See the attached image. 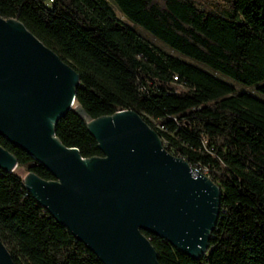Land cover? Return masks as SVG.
<instances>
[{
  "label": "trees",
  "instance_id": "16d2710c",
  "mask_svg": "<svg viewBox=\"0 0 264 264\" xmlns=\"http://www.w3.org/2000/svg\"><path fill=\"white\" fill-rule=\"evenodd\" d=\"M112 1L175 54L120 19L108 0H0V16L21 21L79 74L75 103L88 115L138 113L166 150L218 185L205 254L191 258L143 232L158 264H264V100L215 75L264 95V0H223L221 10L195 0ZM54 131L82 157L102 155L74 111ZM0 145L26 172L53 179L2 136ZM0 240L15 264H103L27 192L20 174L1 169Z\"/></svg>",
  "mask_w": 264,
  "mask_h": 264
},
{
  "label": "water",
  "instance_id": "95a60500",
  "mask_svg": "<svg viewBox=\"0 0 264 264\" xmlns=\"http://www.w3.org/2000/svg\"><path fill=\"white\" fill-rule=\"evenodd\" d=\"M79 74L15 18L0 16V136L53 176L28 171L24 188L103 264H158L143 232L200 258L220 212V189L170 153L132 110L92 118L75 103ZM85 121L101 156L82 157L57 138L68 111ZM17 159L0 145V169ZM0 264H15L0 240Z\"/></svg>",
  "mask_w": 264,
  "mask_h": 264
},
{
  "label": "rangeland",
  "instance_id": "374dc122",
  "mask_svg": "<svg viewBox=\"0 0 264 264\" xmlns=\"http://www.w3.org/2000/svg\"><path fill=\"white\" fill-rule=\"evenodd\" d=\"M196 3L198 4L199 7L206 9V10H221L225 7V2L223 0H211V1H206V0H195ZM108 2L111 4V6L114 8L116 15L126 21L130 26H132L133 28L136 29V31L139 32L140 35H142L145 39L149 40L151 43L157 45L158 47H160L161 49H163L165 52L171 53V54H175L170 48H168L166 45H164L163 43H161L160 41H158L157 39H155L154 37H152L149 33H147L145 30H143L142 28H140L139 26H135V24H133L132 22L126 20L123 18V16L121 15V12L119 11V9L117 8V6L114 4V2L112 0H108ZM218 77L224 79L225 81L229 82L230 84L233 85L234 89L236 92H247L250 93L256 97H258L261 100H264V95L260 94L256 89L255 86H246L240 82H236L233 81L232 79L222 75V74H215ZM15 172H17L18 174H20L22 177L25 176V174L27 173L26 170L23 167H19L17 166L15 168Z\"/></svg>",
  "mask_w": 264,
  "mask_h": 264
},
{
  "label": "built area",
  "instance_id": "2783aa9c",
  "mask_svg": "<svg viewBox=\"0 0 264 264\" xmlns=\"http://www.w3.org/2000/svg\"><path fill=\"white\" fill-rule=\"evenodd\" d=\"M174 79H176V77H174Z\"/></svg>",
  "mask_w": 264,
  "mask_h": 264
}]
</instances>
